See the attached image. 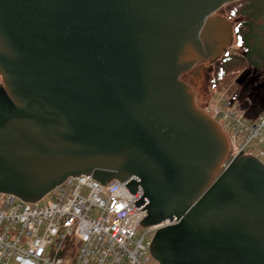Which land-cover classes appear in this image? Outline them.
I'll return each mask as SVG.
<instances>
[{"label": "water", "instance_id": "obj_1", "mask_svg": "<svg viewBox=\"0 0 264 264\" xmlns=\"http://www.w3.org/2000/svg\"><path fill=\"white\" fill-rule=\"evenodd\" d=\"M239 1L0 0V193L117 180L141 193L140 226L170 224L158 264H264V165L229 162L179 81L205 57L207 17Z\"/></svg>", "mask_w": 264, "mask_h": 264}, {"label": "built area", "instance_id": "obj_2", "mask_svg": "<svg viewBox=\"0 0 264 264\" xmlns=\"http://www.w3.org/2000/svg\"><path fill=\"white\" fill-rule=\"evenodd\" d=\"M201 110L229 137V162L243 152L264 165V111L250 121L238 98L221 105L211 99ZM91 176L69 177L33 203L0 193V264H149L156 232L170 224L146 227L138 238L146 218L134 205L141 193Z\"/></svg>", "mask_w": 264, "mask_h": 264}, {"label": "flooded vegetation", "instance_id": "obj_3", "mask_svg": "<svg viewBox=\"0 0 264 264\" xmlns=\"http://www.w3.org/2000/svg\"><path fill=\"white\" fill-rule=\"evenodd\" d=\"M239 2L224 5L217 12L207 17L201 32L205 57L195 65L192 71L181 73L179 79L192 74L195 75V78H199L197 74H200L203 68L209 65L205 74L211 76V81L215 80L217 82L216 79H227L235 75L237 90L248 95L249 99L263 103L264 50H258L255 47L247 49L243 46L233 45L238 24L250 21L252 18L249 17L254 14L252 5L248 3L237 7L236 5ZM230 13L233 14L232 17L229 15ZM220 20L227 22L229 26L227 27L228 24H220ZM218 26H221L222 29H217ZM228 59L243 60L245 62L242 63L243 65L241 64V69L226 73L223 67L219 65L222 61Z\"/></svg>", "mask_w": 264, "mask_h": 264}, {"label": "rangeland", "instance_id": "obj_4", "mask_svg": "<svg viewBox=\"0 0 264 264\" xmlns=\"http://www.w3.org/2000/svg\"><path fill=\"white\" fill-rule=\"evenodd\" d=\"M252 5L254 8V32L251 39V45L258 50H264V0H242L236 6H241L242 4ZM230 16L233 14L230 13ZM231 16V17H232ZM235 39V38H234ZM233 45H236L235 40ZM195 65L190 69L191 71ZM209 65L203 68L200 74H197L199 78H195V75H186L180 78V82L187 85L191 89L194 96L196 97L197 106L201 109L202 105H206L213 99V103H219L221 105L222 101L231 100V95L237 91V85L235 83V75L230 76L227 79H216L211 81V76L205 74L206 69ZM1 77V76H0ZM217 78V76H216ZM1 83L0 86H2ZM257 155V152L255 153ZM43 203V202H42ZM147 232L146 227H142L138 230L137 237L141 238ZM148 241H146L147 243ZM155 260L152 258L149 264H154ZM9 264H17L11 261Z\"/></svg>", "mask_w": 264, "mask_h": 264}, {"label": "trees", "instance_id": "obj_5", "mask_svg": "<svg viewBox=\"0 0 264 264\" xmlns=\"http://www.w3.org/2000/svg\"><path fill=\"white\" fill-rule=\"evenodd\" d=\"M254 16V14H253ZM253 16H250L249 18H253ZM254 20L251 19L248 22L240 23L237 26V29L235 31V43L238 46H243L247 49H252L254 46L251 45V39L254 32ZM245 61L243 60H224L220 63L219 66H222L224 71L227 73H230L232 71H236L241 69L242 63ZM242 64V65H241ZM241 65V66H240ZM235 98L239 99V103L241 108L245 111L247 118L250 121H255L258 116H260L263 113L262 109V103L258 100H251L248 98V95L243 94L239 92L238 90L235 91L231 95V100L233 101Z\"/></svg>", "mask_w": 264, "mask_h": 264}]
</instances>
